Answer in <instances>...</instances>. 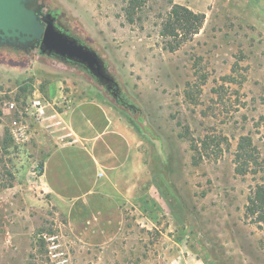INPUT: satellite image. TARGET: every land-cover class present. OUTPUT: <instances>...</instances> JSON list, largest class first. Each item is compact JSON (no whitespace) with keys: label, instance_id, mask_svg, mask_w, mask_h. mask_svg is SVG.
I'll list each match as a JSON object with an SVG mask.
<instances>
[{"label":"rangeland","instance_id":"rangeland-1","mask_svg":"<svg viewBox=\"0 0 264 264\" xmlns=\"http://www.w3.org/2000/svg\"><path fill=\"white\" fill-rule=\"evenodd\" d=\"M36 4L98 55L115 85L38 45H0V264H264V223L244 209L264 184V9L254 0ZM173 5L205 19L170 51L161 32ZM34 92L58 113L43 125L20 118ZM89 102L127 134L154 185L122 206L116 232L82 241L38 179L54 132L65 131L61 115ZM14 121L28 126L25 141L13 138ZM241 138L255 148L244 175L235 171Z\"/></svg>","mask_w":264,"mask_h":264},{"label":"crops","instance_id":"crops-1","mask_svg":"<svg viewBox=\"0 0 264 264\" xmlns=\"http://www.w3.org/2000/svg\"><path fill=\"white\" fill-rule=\"evenodd\" d=\"M258 7L264 9V0H254V8ZM48 94L54 102L61 96ZM104 111L89 102L60 114L65 131L54 132L58 145L45 157L38 179L41 190L62 206L70 229L82 241H89L92 234L116 232L122 206L143 198L154 185L148 165L135 156L127 134L120 133L117 122Z\"/></svg>","mask_w":264,"mask_h":264},{"label":"water","instance_id":"water-1","mask_svg":"<svg viewBox=\"0 0 264 264\" xmlns=\"http://www.w3.org/2000/svg\"><path fill=\"white\" fill-rule=\"evenodd\" d=\"M37 44L41 53L82 66L108 90L115 85L98 55L62 31L51 16H43L36 0H0V45L27 49Z\"/></svg>","mask_w":264,"mask_h":264},{"label":"trees","instance_id":"trees-1","mask_svg":"<svg viewBox=\"0 0 264 264\" xmlns=\"http://www.w3.org/2000/svg\"><path fill=\"white\" fill-rule=\"evenodd\" d=\"M166 18L161 36L172 40L171 44H168L170 51L178 49L184 42L190 41L198 34L205 19L204 15L194 13L180 5H173ZM238 151L236 157L244 162L238 164L235 171L240 175H244L248 162L254 161L255 148L252 147L251 141L248 138H241ZM41 171L42 164L40 165V174ZM244 209L246 218H252V221L258 225L264 223V184L255 185L250 192Z\"/></svg>","mask_w":264,"mask_h":264},{"label":"built area","instance_id":"built-area-1","mask_svg":"<svg viewBox=\"0 0 264 264\" xmlns=\"http://www.w3.org/2000/svg\"><path fill=\"white\" fill-rule=\"evenodd\" d=\"M53 105L54 104L44 98L39 92H34L33 97L27 102L23 112L20 113L21 121L24 119V116H27V118L29 117L35 122L43 125L52 118H55V116H58V113H49L50 110H53ZM54 124H60V122H54L51 125L53 126ZM10 130L16 141H25L27 139L28 126L22 122L14 121Z\"/></svg>","mask_w":264,"mask_h":264},{"label":"flooded vegetation","instance_id":"flooded-vegetation-1","mask_svg":"<svg viewBox=\"0 0 264 264\" xmlns=\"http://www.w3.org/2000/svg\"><path fill=\"white\" fill-rule=\"evenodd\" d=\"M48 15V14H47ZM50 16H51V18H53L54 19V16L52 15V14H49ZM35 46H37V44H34V45H32L31 47H28V48H34ZM16 48V47H15Z\"/></svg>","mask_w":264,"mask_h":264}]
</instances>
